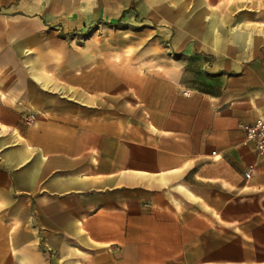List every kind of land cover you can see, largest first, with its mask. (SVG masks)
Segmentation results:
<instances>
[{"label":"crops","instance_id":"1","mask_svg":"<svg viewBox=\"0 0 264 264\" xmlns=\"http://www.w3.org/2000/svg\"><path fill=\"white\" fill-rule=\"evenodd\" d=\"M257 119L264 0H0V264H264Z\"/></svg>","mask_w":264,"mask_h":264},{"label":"built area","instance_id":"2","mask_svg":"<svg viewBox=\"0 0 264 264\" xmlns=\"http://www.w3.org/2000/svg\"><path fill=\"white\" fill-rule=\"evenodd\" d=\"M33 114H28L26 120L32 121ZM238 127L244 133V140L253 143L254 151L257 158L264 157V119H257L251 124L239 123ZM255 169V166L249 165L244 172V176H249Z\"/></svg>","mask_w":264,"mask_h":264}]
</instances>
